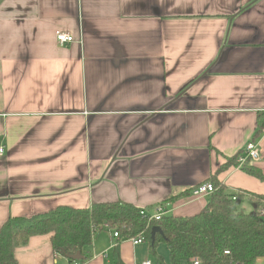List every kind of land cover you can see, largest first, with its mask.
Here are the masks:
<instances>
[{"label":"crops","instance_id":"0c3cea01","mask_svg":"<svg viewBox=\"0 0 264 264\" xmlns=\"http://www.w3.org/2000/svg\"><path fill=\"white\" fill-rule=\"evenodd\" d=\"M263 120L264 0H0V228L109 202L194 216L213 178L253 214L264 179L228 161L253 142L264 176ZM85 250L78 264H172L106 227ZM16 259L74 264L47 235Z\"/></svg>","mask_w":264,"mask_h":264},{"label":"trees","instance_id":"16d2710c","mask_svg":"<svg viewBox=\"0 0 264 264\" xmlns=\"http://www.w3.org/2000/svg\"><path fill=\"white\" fill-rule=\"evenodd\" d=\"M263 127L264 120L258 125L260 131ZM236 157L228 164H236ZM242 168L264 179L249 162ZM211 181L216 190L209 206L194 216L167 215L150 221L141 215L145 210L125 202L94 203L85 209L57 207L32 217L11 216L0 228V264H17L16 251L38 235L49 236L53 251L76 262L70 257L81 253L85 258V249L92 244L95 233L106 226L117 231L119 239L143 237L152 251L164 244L170 250L172 264L197 260L200 264H255L264 258V220L256 211H244L239 202L233 201L237 195L228 194L218 180ZM252 198L264 201V196ZM155 226L163 234H157L152 243ZM116 264L121 263L118 260Z\"/></svg>","mask_w":264,"mask_h":264},{"label":"built area","instance_id":"2783aa9c","mask_svg":"<svg viewBox=\"0 0 264 264\" xmlns=\"http://www.w3.org/2000/svg\"><path fill=\"white\" fill-rule=\"evenodd\" d=\"M57 41L60 43H72L74 42L75 38L72 35H69L67 33L64 32H60L57 33ZM0 152H2V149H0ZM259 153L257 152V148H256V144H254L253 142L248 143V145H246L245 149H243V152H241L238 156H237V164L240 166H243L244 164H246L247 162H251V161H255V160H259ZM216 190V188L213 186V184L211 182L209 183H204L200 186H198L194 192V195H200V194H212L214 191ZM233 201H235V198H233ZM166 212L164 211L162 206H158L155 209V212L150 214H147L146 211H142L141 215L144 217H147L150 221L154 220H161L162 217H164V214ZM257 215L264 219V208L262 207L261 209H259L258 211H256ZM106 228H110L107 227ZM112 235L114 238H120V235L118 234L117 231H112ZM131 240L133 241V243L135 245H138L139 243L143 242V237H138V238H131ZM79 262L76 261L74 262V264H78ZM145 264H152L150 262H145ZM195 264H200V261L197 260L195 262Z\"/></svg>","mask_w":264,"mask_h":264},{"label":"water","instance_id":"95a60500","mask_svg":"<svg viewBox=\"0 0 264 264\" xmlns=\"http://www.w3.org/2000/svg\"><path fill=\"white\" fill-rule=\"evenodd\" d=\"M151 234H152L151 239H152V243H153L155 241L156 235L157 234H163V233H162V230L160 227L155 226V227H153ZM70 259L75 260V261H81L82 259H84V256L81 253H77L76 255L71 256Z\"/></svg>","mask_w":264,"mask_h":264},{"label":"rangeland","instance_id":"374dc122","mask_svg":"<svg viewBox=\"0 0 264 264\" xmlns=\"http://www.w3.org/2000/svg\"><path fill=\"white\" fill-rule=\"evenodd\" d=\"M255 201H257V208H256V211H258L259 209H261L262 207L264 208V201L263 200H260V201H258V200H255ZM241 202H239V206H241ZM245 210H248V209H246V208H244ZM247 213H249V212H247ZM249 214H251V212L249 213Z\"/></svg>","mask_w":264,"mask_h":264},{"label":"bare ground","instance_id":"6f19581e","mask_svg":"<svg viewBox=\"0 0 264 264\" xmlns=\"http://www.w3.org/2000/svg\"><path fill=\"white\" fill-rule=\"evenodd\" d=\"M195 264V263H194Z\"/></svg>","mask_w":264,"mask_h":264}]
</instances>
